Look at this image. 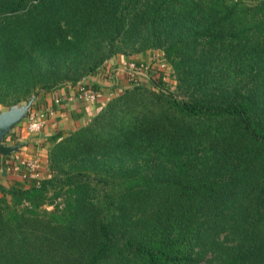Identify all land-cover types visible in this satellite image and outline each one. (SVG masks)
Returning <instances> with one entry per match:
<instances>
[{"label": "trees", "instance_id": "16d2710c", "mask_svg": "<svg viewBox=\"0 0 264 264\" xmlns=\"http://www.w3.org/2000/svg\"><path fill=\"white\" fill-rule=\"evenodd\" d=\"M149 51L173 90L130 78L0 187V264H264V0H0V104L97 101L90 76Z\"/></svg>", "mask_w": 264, "mask_h": 264}, {"label": "crops", "instance_id": "0c3cea01", "mask_svg": "<svg viewBox=\"0 0 264 264\" xmlns=\"http://www.w3.org/2000/svg\"><path fill=\"white\" fill-rule=\"evenodd\" d=\"M130 60L125 57H117L107 63L95 75L89 77L88 82L95 84L100 90V97L93 104H86L73 98V93L68 86L39 95L32 105L29 117L43 120L44 126L40 132L35 134L28 133V124L16 131L13 138V140L16 139V142L7 146L22 145V147L19 152L12 154L11 157L0 155V166L16 165L19 170L2 175L0 177V187L8 188L14 183L23 184L26 181V179H23V174L26 172L25 162L29 159H36L39 162V176L45 178L48 175L46 167L47 153L53 146L50 137L59 132L69 134L84 126L97 113L99 107L105 105L109 98L129 86L130 78L138 79V77L127 75V73H120L125 68L121 69L117 75L115 73L118 66H121V61L125 66ZM135 61L140 60L135 59ZM131 72L135 73L134 71ZM21 125H25V123L22 122L19 126ZM14 131L10 135L14 134Z\"/></svg>", "mask_w": 264, "mask_h": 264}, {"label": "rangeland", "instance_id": "374dc122", "mask_svg": "<svg viewBox=\"0 0 264 264\" xmlns=\"http://www.w3.org/2000/svg\"><path fill=\"white\" fill-rule=\"evenodd\" d=\"M161 55L162 54L160 52H158V51H149V52H146L144 54L130 56V57L126 58V59H131L132 61L130 60L128 63L125 64V66H123L124 65L123 61H121L122 62L121 66H118V69H117V71L115 73L117 75V73L121 69L125 68V70L123 69V71L120 72V73H127V75L129 74V75H131L133 77H138V80L140 79L141 82L147 83V82L150 81L151 78L154 77V75H156L155 73H156V71L158 69L159 70L162 69L166 73L165 80L168 81L167 83H168L169 88L171 90H173L174 83H173V79L170 77V74H171L170 70L171 69L169 68L168 65H163L165 62H163V59H162L163 55L162 56ZM118 57L122 58L123 56H118ZM135 59H139L142 62L144 61L147 66L149 65L148 67H151L152 70L150 69L151 71L148 72L149 68L146 69V70H143V71H140V70H137V69H133L132 68L133 64H131V63H133V61H135ZM151 62H152V64H151ZM162 62H163V64H162ZM129 63H130V65H129ZM131 71H134L135 73H133ZM116 77H120V76H116ZM145 81H147V82H145ZM38 94L40 95V92ZM8 101L11 102L12 101L11 98ZM34 102H33V104H34ZM8 108H9V104L8 103L0 104V112L6 111ZM40 121L43 123V126H44L43 120H40ZM28 122H29V119L24 121L25 125L18 126V128L16 127V129H14L15 130L14 134L9 135L5 139L4 145L7 146V145L15 143L16 139L13 140V138H14V135H15L16 131L19 130L21 127H24V126L26 127Z\"/></svg>", "mask_w": 264, "mask_h": 264}, {"label": "built area", "instance_id": "2783aa9c", "mask_svg": "<svg viewBox=\"0 0 264 264\" xmlns=\"http://www.w3.org/2000/svg\"><path fill=\"white\" fill-rule=\"evenodd\" d=\"M133 64V63H131ZM132 68L135 69L134 64ZM70 90L73 93V98L78 99L79 101L86 103V104H93L97 99V92L95 89L87 85L86 82L80 83L75 87L69 86ZM72 98V97H70ZM43 127V123L40 120L34 119L32 117L29 118V122L27 125V131L30 134H35L41 131ZM39 169L40 165L36 159H29L25 162V170L26 172L23 174V179L30 178H39ZM19 170V167L16 165H4L0 166V177L4 174L13 173Z\"/></svg>", "mask_w": 264, "mask_h": 264}, {"label": "water", "instance_id": "95a60500", "mask_svg": "<svg viewBox=\"0 0 264 264\" xmlns=\"http://www.w3.org/2000/svg\"><path fill=\"white\" fill-rule=\"evenodd\" d=\"M38 93L33 95L26 103H20L9 107L6 111L0 112V155L11 157L12 154L20 151L22 145L5 146V139L12 131L24 122L31 111L33 102Z\"/></svg>", "mask_w": 264, "mask_h": 264}]
</instances>
